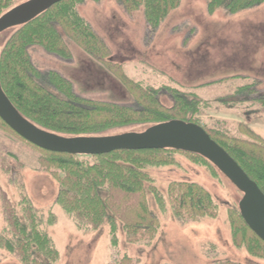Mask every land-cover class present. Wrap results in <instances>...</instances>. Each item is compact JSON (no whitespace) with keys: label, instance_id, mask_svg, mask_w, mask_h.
I'll return each instance as SVG.
<instances>
[{"label":"rangeland","instance_id":"374dc122","mask_svg":"<svg viewBox=\"0 0 264 264\" xmlns=\"http://www.w3.org/2000/svg\"><path fill=\"white\" fill-rule=\"evenodd\" d=\"M26 1L14 0V7ZM208 3L182 0L156 29L149 26L145 7L130 14L117 0H87L77 10L109 46V60L122 65L125 74L144 87L158 90L164 106L175 104L168 91L175 89L189 101L196 98L195 117L205 126L233 135L239 123H245L264 137V108L257 102L264 94V4L231 14L224 7L210 13ZM15 29L0 33V54ZM66 41L72 51L70 60L57 58L39 46L30 48L40 81L48 89L59 94L48 78L49 72L56 71L73 82L79 97L138 107L113 73L70 39ZM247 85L252 86L251 94L241 90ZM191 125L179 121L137 124L104 135L186 131ZM43 155L0 122V233L6 223L2 194L22 221V204L29 203L60 252L55 264H109L114 255L119 259L129 256L137 264H206L209 260L264 264V258L253 257L244 246L233 244L230 219L233 213H240L243 194L209 161L178 153L174 163L147 166L153 180V188L147 186L148 202L161 224L158 237L151 245L130 244L120 226L115 251L108 223L97 231H82L57 203L59 183L41 170ZM173 182L197 183L209 191L218 206L217 218L184 221L177 217L168 196ZM51 217L56 218L53 225H49ZM0 264L21 262L0 248Z\"/></svg>","mask_w":264,"mask_h":264},{"label":"trees","instance_id":"16d2710c","mask_svg":"<svg viewBox=\"0 0 264 264\" xmlns=\"http://www.w3.org/2000/svg\"><path fill=\"white\" fill-rule=\"evenodd\" d=\"M13 1L0 0V17L15 6ZM85 1L60 0L15 29L0 54V88L13 108L25 120L42 129L73 137L100 136L126 126L170 121L201 126L264 192V137L245 123H239L237 134L232 132L233 135L220 128L205 126L195 117L199 105L196 98L189 101L185 93L175 89H168L175 104L170 108L164 106L158 90L144 87L128 77L122 65L109 60L112 55L109 46L78 13V6ZM117 1L130 14L145 7V17L153 29L158 28L182 2ZM261 4L264 0H209L208 10L214 13L224 7L229 13L237 14ZM67 38L113 73L132 94L138 107L79 97L73 82L56 71L49 72L48 78L59 94L48 89L40 81L41 74L32 60L30 48L39 46L57 58L70 60L72 51ZM241 90L251 94L252 86L247 85ZM257 102L264 108V94ZM0 122L13 131L1 118ZM34 147L44 154L39 162L41 170L59 183L57 203L82 231H97L108 223L115 251L119 246L120 226L130 244L151 245L158 237L161 224L148 202L147 186L153 188V180L146 171L147 166L174 163L173 157L178 153L211 162L200 153L168 147L90 156L53 153ZM2 195L6 223L0 233V248L10 252L21 264H55L60 253L42 228L34 207L29 203L22 204V221L6 194ZM168 196L176 216L184 221L218 216V206L210 192L197 183L173 182L169 185ZM230 220L233 244L240 248L244 246L253 257L264 258V241L247 226L241 213H233ZM55 223L56 218L51 217L49 225ZM109 264H137V261L129 256L119 259L114 255ZM212 264L240 263L227 260Z\"/></svg>","mask_w":264,"mask_h":264},{"label":"water","instance_id":"95a60500","mask_svg":"<svg viewBox=\"0 0 264 264\" xmlns=\"http://www.w3.org/2000/svg\"><path fill=\"white\" fill-rule=\"evenodd\" d=\"M58 1L60 0H28L17 5L0 17V33L31 21ZM0 118L25 141L53 153L90 156L161 147L200 153L222 170L243 194L239 203L241 216L247 226L264 241V192L201 126L191 125L186 131L160 130L100 136H64L25 120L13 108L1 88Z\"/></svg>","mask_w":264,"mask_h":264},{"label":"crops","instance_id":"0c3cea01","mask_svg":"<svg viewBox=\"0 0 264 264\" xmlns=\"http://www.w3.org/2000/svg\"><path fill=\"white\" fill-rule=\"evenodd\" d=\"M57 248V247H56ZM60 253V252H59ZM212 263H214V262H210V260L208 261V262H206V264H212Z\"/></svg>","mask_w":264,"mask_h":264},{"label":"bare ground","instance_id":"6f19581e","mask_svg":"<svg viewBox=\"0 0 264 264\" xmlns=\"http://www.w3.org/2000/svg\"><path fill=\"white\" fill-rule=\"evenodd\" d=\"M191 241H193V240H191Z\"/></svg>","mask_w":264,"mask_h":264}]
</instances>
